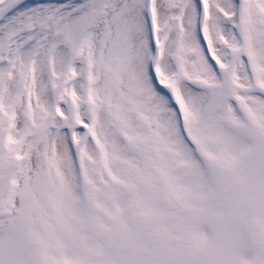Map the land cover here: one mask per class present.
Returning <instances> with one entry per match:
<instances>
[{"label":"snow or ice","instance_id":"snow-or-ice-1","mask_svg":"<svg viewBox=\"0 0 264 264\" xmlns=\"http://www.w3.org/2000/svg\"><path fill=\"white\" fill-rule=\"evenodd\" d=\"M0 264H264V0H0Z\"/></svg>","mask_w":264,"mask_h":264}]
</instances>
